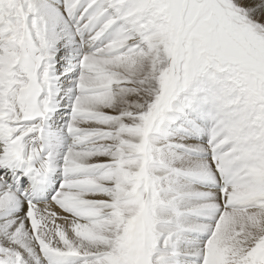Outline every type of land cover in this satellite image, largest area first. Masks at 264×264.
<instances>
[{
  "label": "snow or ice",
  "instance_id": "obj_1",
  "mask_svg": "<svg viewBox=\"0 0 264 264\" xmlns=\"http://www.w3.org/2000/svg\"><path fill=\"white\" fill-rule=\"evenodd\" d=\"M0 264H264V0H0Z\"/></svg>",
  "mask_w": 264,
  "mask_h": 264
}]
</instances>
